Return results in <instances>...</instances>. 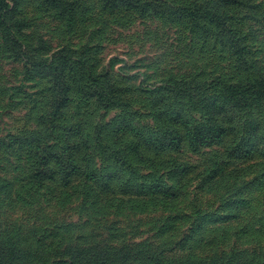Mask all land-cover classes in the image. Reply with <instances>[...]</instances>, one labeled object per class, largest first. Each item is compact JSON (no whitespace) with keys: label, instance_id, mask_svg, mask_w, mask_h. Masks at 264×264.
I'll return each mask as SVG.
<instances>
[{"label":"rangeland","instance_id":"obj_1","mask_svg":"<svg viewBox=\"0 0 264 264\" xmlns=\"http://www.w3.org/2000/svg\"><path fill=\"white\" fill-rule=\"evenodd\" d=\"M44 1L0 0V264H264V0ZM181 105L230 131L144 145Z\"/></svg>","mask_w":264,"mask_h":264},{"label":"trees","instance_id":"obj_2","mask_svg":"<svg viewBox=\"0 0 264 264\" xmlns=\"http://www.w3.org/2000/svg\"><path fill=\"white\" fill-rule=\"evenodd\" d=\"M104 1L106 2V0ZM44 2H49V0H45ZM110 4L112 3L110 2L107 3V5ZM114 6L127 8L128 10H133L136 12L137 16L139 17L140 14H142L140 9L142 8L148 9V5L137 6L136 3H132L131 1L129 2V0H119V3L115 4ZM185 80L186 79H182L181 81L183 82ZM208 86L214 88L219 87L218 93L222 95L223 100L229 101L228 106L229 108H231V110L238 108L236 101L230 100V96L228 95L229 93L227 91L228 89L235 87V85L234 86L230 84L225 85L223 83L216 84V82H210ZM163 87L165 89L172 90L174 95L178 96V98H174V99L178 101L179 96L183 97L186 95L187 98H190V93H191L190 89L196 88L197 86L196 85L193 86L166 85ZM162 99L169 100L172 99V97L170 95L168 96L162 95ZM191 102H192L191 99H187L183 102V104L191 103ZM184 109L185 106L181 105V107L176 111H171V114L173 113L174 117L168 118V122L166 123V126L163 127L164 129L162 134L158 135L154 132H151L150 134L146 133L145 135L144 133H141L140 136L142 137L141 141L143 142V144L153 150H163L166 148L177 149L180 148L183 141L186 140L189 147L195 150H200L205 146L220 141L222 137L226 135L228 131H230L229 130L230 123H228L227 121L225 122V117L228 114L229 109L226 110L224 108L222 109L215 108L213 110V114L217 112L218 113L217 118H212L211 120L203 121L202 123H199L195 120H190V118L185 115ZM231 120H233V118H231ZM100 130L101 127H98L97 133L93 140L94 145L101 144L100 147H106L107 151H111L114 154L116 151L113 150L114 146L112 144L103 145L102 143H100L98 138V132ZM254 152L255 150L252 149L251 147L245 149V147H242L241 145H236L233 142H231L227 147V153L230 156L232 155L239 156V155L251 154ZM183 170L184 172L187 171V169H184V167ZM140 253H142V250H138V253H135V255H138ZM238 261L239 258H236V261H234L233 264H239Z\"/></svg>","mask_w":264,"mask_h":264}]
</instances>
